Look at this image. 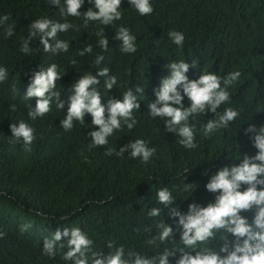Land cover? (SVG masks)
Returning <instances> with one entry per match:
<instances>
[{
    "label": "trees",
    "instance_id": "obj_1",
    "mask_svg": "<svg viewBox=\"0 0 264 264\" xmlns=\"http://www.w3.org/2000/svg\"><path fill=\"white\" fill-rule=\"evenodd\" d=\"M151 3L153 12L140 16L121 0V19L110 26L92 21L84 25L82 18L65 17L73 27L57 36L69 41L67 52H44L37 38L30 41L33 51L25 55L19 51V43L28 23L38 16L61 20L59 11L47 0H0V15L8 17L0 25V65L8 69V77L0 82V232L4 233L0 236V264H65L62 253L66 246L53 257L42 254L41 247L43 237L72 226L80 227L93 240L92 250L101 254L108 252L109 240L114 246L123 245L126 252L148 256L165 247L180 246L177 234L164 242L147 243L155 235L156 221L168 220L166 209L159 218L146 215L149 208L161 207L155 202L156 189H172L183 211L193 198L202 203L211 199L203 187L208 178L202 174L205 169L215 171L221 164L238 162L230 158L255 151L242 130L249 123H264V0ZM89 6L85 0L80 10ZM9 23L14 25V33L5 37L4 27ZM117 25L136 36L135 53L119 51V42L112 39ZM100 28L108 37L107 50L96 43L95 33ZM172 29L184 33L181 47L169 41L167 32ZM86 44L92 45V52L77 55ZM97 54L104 57L100 65H95ZM178 59L197 62L196 70L189 69L190 78L199 70L241 73L228 89L229 101L218 109L231 106L239 110V117L227 128L205 136L200 127L211 113L198 114L190 121L197 128L193 149L179 145L177 138L164 130L162 120L148 117L144 107L153 98L158 78L166 74L163 65ZM50 63L63 70L56 86L62 99L74 78L85 71L95 74L97 67H108L109 73L117 76L119 88L114 86L109 96L145 83L146 97L134 112L136 125L131 130L114 131L107 145L89 148L87 116L84 124L74 121L72 129L65 131L58 123L64 111L53 103L48 113L29 119L26 104H34L35 98L27 102L21 98L28 76L38 66ZM102 84L101 80L99 90L107 95ZM104 99L102 95V102ZM10 105H15V111ZM21 119L34 131L30 150L10 139L9 125ZM136 138L155 148L149 161L141 163L126 153L119 157L105 154L107 147L118 148ZM184 182L198 185L192 196L190 191H182ZM23 224L30 227L22 231ZM65 240L62 236L61 243ZM216 243L215 238L208 241L209 246ZM174 259L170 257L173 264Z\"/></svg>",
    "mask_w": 264,
    "mask_h": 264
},
{
    "label": "clouds",
    "instance_id": "obj_2",
    "mask_svg": "<svg viewBox=\"0 0 264 264\" xmlns=\"http://www.w3.org/2000/svg\"><path fill=\"white\" fill-rule=\"evenodd\" d=\"M126 2L140 16L153 12L151 0ZM47 3L58 9L61 20H52L47 16L32 19L19 43V51L25 55L33 51L30 41L37 38L44 52H67L69 41L57 36L73 27L67 19H63L65 17L82 18L84 25L92 21L100 26H110L122 16L121 0H88L90 6L83 11L80 9L85 0H47ZM7 20V15H0V25ZM13 33L14 25L7 24L4 36L9 37ZM95 35L98 47L107 50L108 37L104 35L103 28ZM167 37L177 47H181L185 39L184 33L175 29L169 30ZM112 39L119 42L117 46L121 53H135L137 38L127 27L117 25ZM91 52L92 45L86 44L77 55ZM103 59L102 54L95 55V65H100ZM196 63L195 60L184 59L167 61L163 65L166 74L159 77L158 84L152 88L153 98L144 103L148 117L162 120L164 130L172 133L177 138L176 142L185 149L197 146V128L190 121L198 114L211 113V118L200 127L205 136L227 128L239 117V110L231 106H225L222 111L218 109L229 101L228 89L239 79L240 71L218 74L199 70L198 75L190 78L189 69L196 70ZM62 73L56 63H50L46 67L38 66V70L28 76L29 82L21 98L26 102L35 98L34 104H26L29 119L34 120L48 113L53 103L57 109L64 111L58 123L65 131L72 129L74 121L84 124L87 116L89 127L85 134L89 148L107 145L114 131L122 128L131 130L136 125L134 112L146 97L145 83L127 87L117 96H109V90L114 86L119 88L117 76L110 74L108 67H97L95 74L85 71L74 78L66 98L62 99L61 92L56 90ZM7 77L8 69L0 65V82ZM101 80L107 95L99 90ZM9 107L15 111V105ZM9 128L10 139L30 150L34 139L31 125L21 119L11 123ZM242 131L255 151L252 154L241 153L234 160L230 158L238 162L221 164L215 171L204 170L202 174L208 178L203 187L211 194V199L202 203L193 198L182 211L172 189L168 186L156 189L155 202L161 207L149 208L146 215L159 218L162 209H166L168 220L156 221L155 235L147 243L164 242L177 234L180 246L165 247L148 256L131 250L126 252L123 245L114 246L109 240L106 243L108 252L101 254L92 250L93 240L80 227L72 226L64 227L63 231L57 228L51 236L43 237L42 254L53 257L66 246L67 251L62 253L65 264H173L170 257L175 258L174 264H264V123H249ZM154 152L155 148L149 147L142 138L129 140L118 148L109 146L105 150L106 155L119 157L126 153L129 158L138 159L141 163L149 161ZM197 187L195 183L184 182L182 191H190L192 196ZM37 215L43 213L37 211ZM28 227L30 224L20 226L22 231ZM3 235L0 232V236ZM62 236L66 238L64 244L61 243ZM213 238L217 243L209 246L208 241Z\"/></svg>",
    "mask_w": 264,
    "mask_h": 264
}]
</instances>
